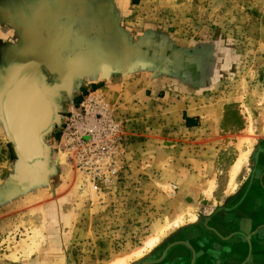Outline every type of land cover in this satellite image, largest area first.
I'll return each mask as SVG.
<instances>
[{
  "label": "rangeland",
  "instance_id": "obj_1",
  "mask_svg": "<svg viewBox=\"0 0 264 264\" xmlns=\"http://www.w3.org/2000/svg\"><path fill=\"white\" fill-rule=\"evenodd\" d=\"M24 65L57 117L29 178L0 108V264H143L264 153V0H0V95Z\"/></svg>",
  "mask_w": 264,
  "mask_h": 264
},
{
  "label": "crops",
  "instance_id": "obj_2",
  "mask_svg": "<svg viewBox=\"0 0 264 264\" xmlns=\"http://www.w3.org/2000/svg\"><path fill=\"white\" fill-rule=\"evenodd\" d=\"M186 118L193 124L188 126L185 119L189 128L196 127L195 116ZM263 171L261 153L254 178L239 180L237 188L225 196L228 201L211 210L206 221L186 227L178 241L162 246L146 264H264Z\"/></svg>",
  "mask_w": 264,
  "mask_h": 264
},
{
  "label": "water",
  "instance_id": "obj_3",
  "mask_svg": "<svg viewBox=\"0 0 264 264\" xmlns=\"http://www.w3.org/2000/svg\"><path fill=\"white\" fill-rule=\"evenodd\" d=\"M23 68L37 70L36 66L32 65H24ZM106 76L108 75L104 72L102 78H106ZM27 92L28 94H34L36 99H41L43 105L40 108L38 107L40 111L25 120L21 117V114L24 113L23 111L26 108L20 106ZM50 99L42 93L32 75H22L21 73L17 74L13 82L0 95L2 122L18 160L19 172L29 178H35L48 171L46 169L48 148L42 137L52 128L57 117L56 108ZM11 113L13 115L10 117ZM12 119L15 122L23 123L13 124ZM22 119L24 120L21 121ZM18 131L24 136L23 142L16 135ZM36 147L37 150H35ZM32 150L38 152V154L36 152L31 153Z\"/></svg>",
  "mask_w": 264,
  "mask_h": 264
},
{
  "label": "flooded vegetation",
  "instance_id": "obj_4",
  "mask_svg": "<svg viewBox=\"0 0 264 264\" xmlns=\"http://www.w3.org/2000/svg\"><path fill=\"white\" fill-rule=\"evenodd\" d=\"M32 70L34 73L33 74H30L32 75L34 78H35V81H36V84L37 86L39 87V89L42 91V93L46 96V97H50V95L48 94L47 92V89L45 88L46 86L43 85L42 83V77L40 75V72L38 70H35V69H30ZM22 75L24 74H27V73H21ZM51 100V99H50ZM22 105L20 107H23L26 108V110H24L23 112L29 117V116H32L33 114L37 113L38 111H40V106L43 105V101L41 99L38 98V100L36 99V96L34 94H28V92L24 95V101H22L21 103ZM39 107V108H38ZM47 114V113H46ZM45 117V116H44ZM27 118V117H26ZM14 121V124L15 123H18V122H15V120L13 119ZM20 124V123H19ZM18 136V139L20 141H24V136L19 133V131L17 132L16 134ZM20 135L23 137V139H21ZM12 147V145H11ZM35 150H37V147L35 148ZM12 151H13V148H12ZM36 151H31V153H34ZM38 154V152H36ZM14 154V152H13ZM257 157H259V153L257 154ZM259 165L258 161H257V164H256V167ZM256 167H254V171L252 173V176L251 178H254L255 177V171H256ZM264 172V171H263ZM263 174V173H262ZM191 233H194V231L192 232L191 230ZM152 259H148L147 261H151ZM147 261L143 262V264H146Z\"/></svg>",
  "mask_w": 264,
  "mask_h": 264
},
{
  "label": "bare ground",
  "instance_id": "obj_5",
  "mask_svg": "<svg viewBox=\"0 0 264 264\" xmlns=\"http://www.w3.org/2000/svg\"><path fill=\"white\" fill-rule=\"evenodd\" d=\"M13 115V113H11L10 114V117ZM12 121V123L14 124V121H13V119L11 120ZM22 139V138H21ZM241 156V155H240ZM242 157V156H241ZM238 163H239V161L236 163V164H234V166H233V168L235 169V168H237V165H238ZM234 169H233V172H234ZM183 219V218H182ZM177 220V219H176ZM180 220V219H179ZM181 222V221H180ZM174 224V223H173ZM176 224V223H175ZM155 241V238H153L151 241H149L150 242V244H152L153 242ZM147 242V241H146ZM149 244V243H148ZM32 246V245H31ZM29 247L28 249H27V251H28V253L29 252H31L32 251V247ZM145 248V247H144ZM126 260V259H125ZM120 262V261H119ZM120 263H123V262H120ZM119 263V264H120ZM115 264V263H114ZM118 264V263H117Z\"/></svg>",
  "mask_w": 264,
  "mask_h": 264
},
{
  "label": "trees",
  "instance_id": "obj_6",
  "mask_svg": "<svg viewBox=\"0 0 264 264\" xmlns=\"http://www.w3.org/2000/svg\"><path fill=\"white\" fill-rule=\"evenodd\" d=\"M74 103H77L76 99H74ZM186 123L188 124V126H192L193 125L192 123L189 122V119L188 118H186ZM13 155L14 154L12 152V157H14Z\"/></svg>",
  "mask_w": 264,
  "mask_h": 264
}]
</instances>
